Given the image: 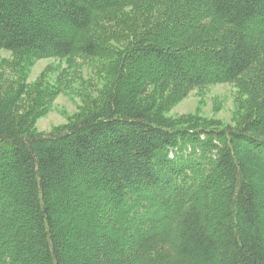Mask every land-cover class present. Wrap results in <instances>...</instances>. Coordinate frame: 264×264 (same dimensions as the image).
I'll return each instance as SVG.
<instances>
[{
    "label": "trees",
    "instance_id": "16d2710c",
    "mask_svg": "<svg viewBox=\"0 0 264 264\" xmlns=\"http://www.w3.org/2000/svg\"><path fill=\"white\" fill-rule=\"evenodd\" d=\"M1 51L0 264H264V0H0ZM77 56L111 81L38 130ZM223 83L234 124L167 115Z\"/></svg>",
    "mask_w": 264,
    "mask_h": 264
},
{
    "label": "rangeland",
    "instance_id": "374dc122",
    "mask_svg": "<svg viewBox=\"0 0 264 264\" xmlns=\"http://www.w3.org/2000/svg\"><path fill=\"white\" fill-rule=\"evenodd\" d=\"M13 58L10 52H0V82L4 79L10 82L14 78V72L10 71L11 67L15 66L12 62ZM105 65V59H85L78 56L69 61L50 57L34 60L27 69L25 82L28 85H38L42 81L46 85L42 88L45 89L59 82L65 87V91H61L50 103L47 113L38 119L36 124L38 130L48 132L66 123L70 116L79 112L81 106L85 104L81 93L90 84H92V91L96 93L97 88L105 89L112 79L108 76V66ZM98 69L102 70L99 75ZM240 100L241 96L234 85L216 84L203 90L192 91L174 105L167 115L172 118L194 115L221 120L224 124H234L241 111Z\"/></svg>",
    "mask_w": 264,
    "mask_h": 264
}]
</instances>
